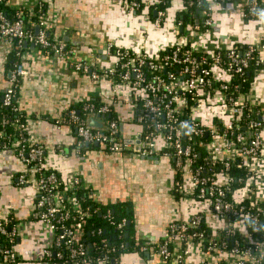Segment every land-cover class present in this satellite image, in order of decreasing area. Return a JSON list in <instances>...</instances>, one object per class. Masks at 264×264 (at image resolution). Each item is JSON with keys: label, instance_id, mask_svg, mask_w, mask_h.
Returning a JSON list of instances; mask_svg holds the SVG:
<instances>
[{"label": "built area", "instance_id": "2783aa9c", "mask_svg": "<svg viewBox=\"0 0 264 264\" xmlns=\"http://www.w3.org/2000/svg\"><path fill=\"white\" fill-rule=\"evenodd\" d=\"M166 1L171 3V0H122V3L129 10H146L145 15L153 19L154 25L165 29L169 9L158 6ZM203 1L181 0L183 8L179 12L188 11L195 3ZM205 1L207 5L199 9L196 21L183 25V21L174 16L177 34L188 33L189 36L209 30L214 23V9L210 0ZM5 3L6 0H0V40L11 44L16 59L2 105L12 106L21 80L27 74L25 42L49 55L66 56L68 51L63 40L49 38L44 13L38 14L37 33L33 26H26L20 13L9 17L2 8ZM263 4V0H246L242 15L256 17ZM150 8L156 11L155 17L151 16ZM191 39L189 37L187 44L165 46L157 58L144 51L109 45L106 53L113 59L109 67L91 69L82 62L74 66L94 80H108L113 95L117 94L113 86H127L136 101V121L142 128L143 142L138 152L142 155L159 152L158 139L161 137L163 156L174 160L179 173L190 174L191 197L200 211L170 226L167 237L158 245L161 264H188L192 244L202 251L198 264H210V261L212 264H264V109L243 100L238 85L232 83L236 76L244 80L253 59L258 66H264V56H259L255 44L235 45L210 53L191 44ZM215 68L218 69L216 75ZM203 103L220 108L223 116L217 111L205 119L201 113ZM253 108L255 115L248 113L244 117L245 110ZM13 109L20 111L19 106ZM83 111L87 115L85 118L72 106L59 120L75 126L78 150L88 144H98L112 152L126 148L118 139L116 119L108 120L107 130L87 126L90 114L107 116L113 112L110 104L85 102ZM24 117L17 114L13 121L8 117L0 120L1 138H6L4 127L7 124L17 129V134L8 135L7 141L0 146L14 148L24 165L16 184L36 186L32 221H38L50 234L45 239L49 241L41 248V263L119 264V250L125 247L122 236L127 218L114 220L111 210H107L105 216L117 231V242L103 238L102 253L96 256L90 253L87 224L98 208L86 205L75 192L68 195L69 190L83 184L81 177L73 175L66 181L48 166L47 150L43 143L30 136ZM237 169L242 174L234 173ZM175 185L178 191H183L181 178L176 179ZM211 216L220 223H211L208 220ZM91 233L99 235L102 228ZM20 235L18 222L0 216V264L18 263ZM175 238L182 244L176 253L172 248Z\"/></svg>", "mask_w": 264, "mask_h": 264}, {"label": "crops", "instance_id": "0c3cea01", "mask_svg": "<svg viewBox=\"0 0 264 264\" xmlns=\"http://www.w3.org/2000/svg\"><path fill=\"white\" fill-rule=\"evenodd\" d=\"M210 1L214 23L207 33L202 32L207 36L203 39L188 36V33L177 34L174 16L177 17L183 8L181 0H171V6L175 8H168L165 29L157 28L153 19L145 15L146 10H129L122 0H6V6L16 15L20 13L25 23L30 22L29 27L34 29L38 26L36 15L44 13L48 35L67 45L66 56L46 54L31 44L26 47L24 65L27 74L21 80L16 103L26 117L30 136L44 144L50 168L66 181L73 175L80 176L94 203L128 204L135 228V244L140 247L121 253L119 264H161L158 245L167 237L170 226L189 219L200 208L191 197L190 174L179 173L174 160L161 153L164 147L161 137L158 139L159 152L149 155L138 152L143 142L142 128L136 121V101L131 90L125 85H115L117 94L113 95L108 80H94L74 65L82 62L91 69L109 67L113 60L106 53L109 45L144 51L157 58L165 46L187 44L189 37L191 44L210 53L235 45L255 44L259 56L263 57L264 4L256 17H244L242 9L246 0ZM176 5L182 8H176ZM169 27L174 29V36L166 30ZM158 30L163 31L162 34L157 35ZM225 34L229 39L224 37ZM158 40L162 43H156ZM11 53V44L0 40V93L10 85ZM217 71L215 68V75ZM241 97L264 109V66L254 70L250 89L247 93L242 92ZM90 99L113 107L108 117L110 119L113 114L118 121V139L126 146L123 151L112 152L101 146L95 150L84 147L78 150L75 129L59 122L73 105ZM218 114L223 116L220 108ZM108 117L96 115V119L106 126ZM24 169L14 148L0 146V216L10 217L21 225L17 264H42L41 248L50 234L38 221H32L36 186L30 185L35 186L31 190L30 186L16 184L18 174ZM178 178L184 183L181 192L175 185ZM208 220L213 224L220 223L213 216ZM172 248L175 253L182 248L177 238L172 241ZM189 251L188 264H198L202 259L201 249L192 244Z\"/></svg>", "mask_w": 264, "mask_h": 264}, {"label": "trees", "instance_id": "16d2710c", "mask_svg": "<svg viewBox=\"0 0 264 264\" xmlns=\"http://www.w3.org/2000/svg\"><path fill=\"white\" fill-rule=\"evenodd\" d=\"M206 5H207V1H205V0L201 4L195 3L194 5H192L189 8L188 11L178 12L177 16L183 21V25H186L189 21H196V18L199 17V9L202 10V8H204ZM170 6H171V3L169 1H166V3L160 4L158 7L161 9H167ZM2 8L6 11V13L9 17L14 18L16 16V14H15L16 12L13 10L11 11L6 6V4H3ZM149 12H150L152 17H155L154 16L155 15L154 9L150 8ZM37 18H38V14L36 15V19ZM34 19H35V17L32 18L31 21H34ZM26 24H27V27L30 26L29 25L30 22H27ZM49 38H52V37L49 36ZM168 51H169V48L165 52H168ZM15 59H16L15 53L12 52L10 55V62H9L10 65H12V63L14 62ZM259 67H261V66H258L256 64L255 60L253 59L251 61L250 67L247 69L244 80H243V77H239V76H236L235 78L232 79V83L238 85L240 92L247 93L249 91L251 82L253 80L254 70H256ZM175 70H177V69L175 68ZM19 90H20V87H18L16 95L13 99L12 106H3L2 105V96L4 95V92L0 93V120L3 119L4 117H8L11 119V121H13L14 118L17 116V114H23V112H21V110L15 111L13 109V106H18L16 103V99H17V95H18ZM85 102H93L96 105L102 104V101H98L96 99L95 100L90 99V100L84 101L83 103L76 104V105L72 104L77 110L80 111V115L84 118L87 116V115H85V113L83 111V107H84ZM255 112L256 111L254 110V108H253V110L246 109L244 117H246V115H248V113L253 115ZM108 116L109 115H107V117ZM111 116H112L111 118L114 117L113 114ZM108 119H109V117H108ZM73 129H75V126H73ZM4 130H5L4 136H6V138L4 139V138L0 137V144H3L5 141H7L8 135H11L13 137L17 134V131H16L17 129H15V127L13 125H10V124H7L4 127ZM203 138L205 139V136ZM84 148L95 150V149H99L100 145L96 146L95 144H88V145H84ZM198 150H201V149L198 148ZM234 173L242 174V171L237 169V170H234ZM73 192H75L79 197H81L84 200V203L86 205H90L92 207L98 208L97 212L92 216V218L89 220V222L87 224L88 248H89L90 253H92L95 256L102 253V251L100 250V246H101L100 244H101V240L103 238H108V239L113 240V242H117V238L115 237V233H117V231H116L114 225H112V223L105 216V213L107 210H111L114 220L120 221L122 218H127V220H128V223L125 227L124 234L122 236V239L124 240L125 247L120 248L119 253H123L124 251H136L139 249L140 246L135 244L136 243V241H135V228H134V223L132 220V212H131L130 208L128 207V204H126V203H114V204L100 205V204L94 203L92 198L90 197V192H89L88 188H86L82 183L80 185H77L74 188V190H69L68 195H71ZM97 228H102V233L99 235L92 234L91 231H93Z\"/></svg>", "mask_w": 264, "mask_h": 264}, {"label": "rangeland", "instance_id": "374dc122", "mask_svg": "<svg viewBox=\"0 0 264 264\" xmlns=\"http://www.w3.org/2000/svg\"><path fill=\"white\" fill-rule=\"evenodd\" d=\"M175 7L174 6H171V9H174ZM176 8H182L180 5H176ZM147 22V21H146ZM167 31H170V36L175 34V31L173 28L169 27L166 29ZM163 31H157L155 32L157 35H160L162 34ZM237 32H240V31H237ZM207 33V32H205ZM153 33H151V36H152ZM196 36H200L202 37L203 39L204 38H207V36H205V34L201 33V32H196L195 33ZM203 34V35H202ZM164 36V35H163ZM205 36V37H204ZM162 37V35H161ZM176 37V36H175ZM224 37H226L227 39H229V37L225 34ZM237 37H239L238 35H235V39H238ZM242 37V36H240ZM242 39V38H241ZM174 41H176L175 39H173ZM166 41H168V39H166ZM156 43H162L161 40H158ZM218 111V108L214 105H206L205 103H203L202 107H201V113L202 115L204 116L205 119H207L208 117H210L213 113L217 112ZM29 188V187H28ZM35 186H30L29 189L31 190H34ZM214 217V216H213Z\"/></svg>", "mask_w": 264, "mask_h": 264}, {"label": "water", "instance_id": "95a60500", "mask_svg": "<svg viewBox=\"0 0 264 264\" xmlns=\"http://www.w3.org/2000/svg\"><path fill=\"white\" fill-rule=\"evenodd\" d=\"M156 13V12H155ZM183 30V27L181 28ZM36 32L38 33L39 31V26H36L35 28ZM28 44L27 42H25V47H27ZM87 126L89 128H92V129H97V130H107V126L106 124H104L103 122H100L96 119V115L95 114H90L88 117H87ZM136 143H139V142H136Z\"/></svg>", "mask_w": 264, "mask_h": 264}]
</instances>
